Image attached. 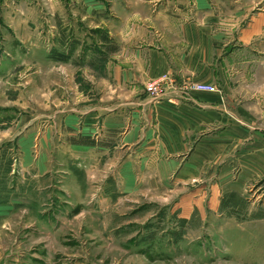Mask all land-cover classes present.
I'll use <instances>...</instances> for the list:
<instances>
[{
    "label": "rangeland",
    "instance_id": "374dc122",
    "mask_svg": "<svg viewBox=\"0 0 264 264\" xmlns=\"http://www.w3.org/2000/svg\"><path fill=\"white\" fill-rule=\"evenodd\" d=\"M205 2L212 30L228 33L215 75L264 112V28L250 45L237 38L264 0ZM123 10L125 0H0V264H264V193L173 172L160 181L141 132L124 145V129L102 130L113 107L140 125L177 96L151 101L152 80L118 83L134 49L135 23L112 20Z\"/></svg>",
    "mask_w": 264,
    "mask_h": 264
},
{
    "label": "crops",
    "instance_id": "0c3cea01",
    "mask_svg": "<svg viewBox=\"0 0 264 264\" xmlns=\"http://www.w3.org/2000/svg\"><path fill=\"white\" fill-rule=\"evenodd\" d=\"M125 1L133 10L116 12L112 20L135 23L126 35L127 47L134 49L127 48L129 63L118 83L144 84L171 74L178 83L213 84L221 91L153 103L145 109L140 125L131 121L133 113L123 119L125 115L113 107L101 117L102 130L124 129V145L141 132V148L150 149L143 162L152 160L159 167L160 181L173 172L180 183L211 181L240 195L246 196L249 186L264 193V112L249 107L245 97L226 92L215 75L221 65L213 61L222 49L221 38L228 33L212 30L215 16L210 5L205 0ZM251 19L255 26L237 36L249 45L264 28L263 14ZM205 21L210 26H203Z\"/></svg>",
    "mask_w": 264,
    "mask_h": 264
},
{
    "label": "built area",
    "instance_id": "2783aa9c",
    "mask_svg": "<svg viewBox=\"0 0 264 264\" xmlns=\"http://www.w3.org/2000/svg\"><path fill=\"white\" fill-rule=\"evenodd\" d=\"M145 91L149 95L151 101H156L163 95L167 97L165 91H169L171 94H177L176 99H182L189 93H217L216 87L213 85L185 82L178 84L169 76H162L159 79L152 81V83L145 87ZM168 98L172 99L171 97Z\"/></svg>",
    "mask_w": 264,
    "mask_h": 264
}]
</instances>
